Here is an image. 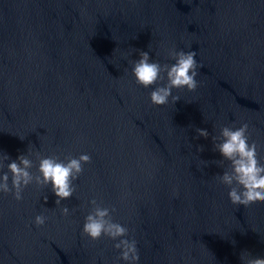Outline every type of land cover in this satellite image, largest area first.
Instances as JSON below:
<instances>
[{
	"label": "water",
	"instance_id": "95a60500",
	"mask_svg": "<svg viewBox=\"0 0 264 264\" xmlns=\"http://www.w3.org/2000/svg\"><path fill=\"white\" fill-rule=\"evenodd\" d=\"M148 49L161 63L195 50L197 89L150 104L128 71ZM244 122L264 158V0H0V150L91 157L61 205L35 185L0 194V264H123L81 232L93 197L115 207L139 264L264 256V201H229L227 162L196 132Z\"/></svg>",
	"mask_w": 264,
	"mask_h": 264
},
{
	"label": "clouds",
	"instance_id": "9594fccd",
	"mask_svg": "<svg viewBox=\"0 0 264 264\" xmlns=\"http://www.w3.org/2000/svg\"><path fill=\"white\" fill-rule=\"evenodd\" d=\"M134 82L149 89V102L163 106L175 105L180 100L174 90L195 91L199 85L197 76L201 65L196 51L172 49L168 53V62L161 63L154 59L151 50H139L137 57L128 61ZM247 122L239 126L223 125L218 135H211L207 128H196L198 137L213 141V149L220 155L221 163L227 162L217 174L219 182L228 189L227 197L234 204L251 205L264 201V158L261 157L259 142L249 134ZM20 139H24L20 137ZM91 157L88 153L77 156L58 154L44 155L39 150L20 153L15 159L0 150V194H11L16 201L24 199V191L30 185L47 188L55 197L54 203L73 197L76 181L84 170V164ZM45 204L48 195L43 196ZM89 210L84 216L81 232L95 241L107 237L118 250L117 259L123 264H139L137 240L129 235V228L113 219L114 206H105L95 197L88 201ZM61 215L71 214L65 205L60 208ZM50 218L44 213H37L32 223L44 226ZM243 264H264V256L243 253Z\"/></svg>",
	"mask_w": 264,
	"mask_h": 264
}]
</instances>
